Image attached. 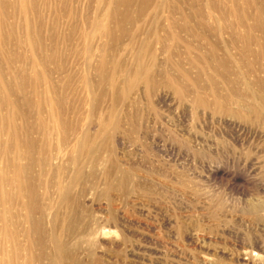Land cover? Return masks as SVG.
I'll use <instances>...</instances> for the list:
<instances>
[{"label":"rangeland","instance_id":"rangeland-1","mask_svg":"<svg viewBox=\"0 0 264 264\" xmlns=\"http://www.w3.org/2000/svg\"><path fill=\"white\" fill-rule=\"evenodd\" d=\"M113 2L0 0V72L18 108L0 93V171L25 170L17 264L29 251L57 264L54 238L65 264H264V0H124L109 15ZM141 49L156 87L125 99ZM113 113L135 123L106 137ZM14 117L16 143L3 131ZM89 123L96 159L78 152Z\"/></svg>","mask_w":264,"mask_h":264},{"label":"bare ground","instance_id":"bare-ground-1","mask_svg":"<svg viewBox=\"0 0 264 264\" xmlns=\"http://www.w3.org/2000/svg\"><path fill=\"white\" fill-rule=\"evenodd\" d=\"M115 1L116 2H113V4L111 3L113 5V8H111V11L109 10L110 11V14L108 13L109 15H114V14H116V12L118 15V13L121 11V9H123L121 7L119 9L118 6L121 3H123L124 0L123 1L115 0ZM126 1H128V0H126ZM148 1L149 0H144V3L146 4ZM160 1H161V3L162 2L167 3V5L170 4V0H160ZM110 7H112V6H110ZM118 9H119V12H118ZM169 18L170 17L168 16L166 20L168 21ZM110 19H112V17ZM261 20L262 19H259V22H261ZM171 23H172V20L170 19L169 25H171ZM95 26L97 29H100L101 23L99 21H96ZM105 34H107L110 37H115L114 30H112V28H110V27L105 30ZM155 34L157 35V33H155ZM174 36H176V35H174ZM147 43L148 42H145L142 47L144 48L145 45H147ZM142 60H143V50L141 49V51L137 54V58H136L134 67L132 69H130L129 71H127L125 76H124L125 91L123 94V98H125V99H128L131 96L132 90L139 84H142V85L144 84V86L147 88L148 91H150V89H152L151 88L152 86H155L154 85L155 79L153 78V76L151 74V69H150V67L148 69ZM36 78H38V77L36 76ZM34 81L36 82L35 78H34ZM169 86L174 89L176 95H178L179 97L188 98L191 95V96H194L195 103L197 105H200L203 107L209 106V102L203 97L202 90L199 92H189L185 86H183L181 83L175 82L174 80L169 83ZM11 89L13 90V88H11ZM198 89H200V88H198ZM7 90L8 89L6 88L4 78L0 72V93H3L4 96L7 97V99L5 101L7 106H10L11 107L10 109L15 112V110L18 108L15 104H13V102L8 97L9 96V93H8L9 90H8V92H7ZM230 102H231V100L226 99V98H221L218 95L215 97V100H214V104H213L214 109L218 112H229V109L227 108V104H229ZM11 118H12V116H11ZM14 119H15V117L12 120H7V122L6 121L3 122V131L6 132L7 136L10 137V140L12 142L15 141V143H16L18 140L17 139L18 138V128H17L18 126L16 125ZM123 119H126V121H128L129 123H132V124L135 123L134 119H131L128 117H122L118 113H113L108 119L102 120L99 123L100 132L103 133L106 137L117 136V133L122 128ZM6 123H8L10 125V127H8V129H6L7 127H5ZM92 126H93L92 123L88 124V128L84 131L83 136L78 140L77 146H78L79 155H81L83 152L88 150L89 152L92 153L91 157L95 158V157H97L95 155L96 154L95 153V151H96L95 146L94 147L93 146L88 147V142L91 143L89 134H90V130L92 129L91 128ZM17 147L18 146L16 144L14 146V148L17 149ZM77 161H79V160L77 159ZM16 163L8 162L7 163V170L6 171L5 170L0 171V224H1L0 234L3 235L5 243H7V244L9 243V245H7L8 247H6V245L3 244L2 242L0 243V264H17V261L19 258V247H18L17 239H16V233L17 232L15 229L16 227L12 226V223L14 222V213H12L14 210L12 209V202H18L19 200H22V198L24 196L22 187H23V177H24L25 170H24L23 166L18 165L19 163H17V164ZM82 175H83L82 174V167L79 164L77 171H76V174H75V179L76 180L79 179ZM8 187H11L13 192H11L10 189H8ZM34 192L35 191H33L30 194L31 199L36 198L37 193H34ZM8 201H10V203ZM23 206H24V209L27 208V210H28V212H27L28 215H26V221H31L33 218L32 217V211L34 209V206L33 205H27V204H23ZM43 215H44V213H43ZM61 241L62 240L60 238H54L53 239L55 261L57 264H65L64 260H63V258H64V256H63L64 245ZM33 262H34V255H32L31 251H29V255L27 257L26 263L27 264H33Z\"/></svg>","mask_w":264,"mask_h":264}]
</instances>
